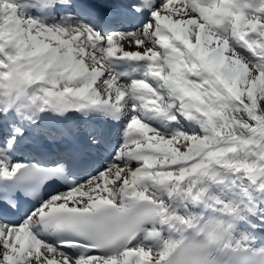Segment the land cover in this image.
I'll return each instance as SVG.
<instances>
[{
  "label": "snow or ice",
  "instance_id": "snow-or-ice-1",
  "mask_svg": "<svg viewBox=\"0 0 264 264\" xmlns=\"http://www.w3.org/2000/svg\"><path fill=\"white\" fill-rule=\"evenodd\" d=\"M0 264H264V0H0Z\"/></svg>",
  "mask_w": 264,
  "mask_h": 264
}]
</instances>
